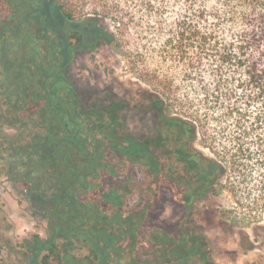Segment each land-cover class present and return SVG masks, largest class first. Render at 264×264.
Instances as JSON below:
<instances>
[{
    "label": "trees",
    "instance_id": "obj_1",
    "mask_svg": "<svg viewBox=\"0 0 264 264\" xmlns=\"http://www.w3.org/2000/svg\"><path fill=\"white\" fill-rule=\"evenodd\" d=\"M91 2L75 18L64 0H0V174L46 221L18 244L26 264H215L203 235L175 236L151 210L168 189L185 206L227 189L246 194L247 225L262 220L264 0ZM130 28L170 141L164 168L159 137L138 139L120 104L69 74L78 52L120 51Z\"/></svg>",
    "mask_w": 264,
    "mask_h": 264
},
{
    "label": "rangeland",
    "instance_id": "obj_2",
    "mask_svg": "<svg viewBox=\"0 0 264 264\" xmlns=\"http://www.w3.org/2000/svg\"><path fill=\"white\" fill-rule=\"evenodd\" d=\"M89 3L91 0H64L75 18L91 15ZM103 22L114 30V21ZM124 39L120 51L102 44L95 50L78 52L69 74L89 98L101 94L104 102L120 104L118 112L129 132L151 136L159 127L161 108L150 94L154 89L151 83L137 75L134 29L130 28ZM24 194L20 183L0 174V264H26L18 244L31 234L46 236L45 219L32 209ZM180 198L169 189L165 191L151 210V221L175 236L181 230L203 235L215 264H264V210L260 222L247 225L250 213L246 194L235 195L227 189L217 194L212 190L189 200L187 206ZM195 264L202 263L197 259Z\"/></svg>",
    "mask_w": 264,
    "mask_h": 264
},
{
    "label": "flooded vegetation",
    "instance_id": "obj_3",
    "mask_svg": "<svg viewBox=\"0 0 264 264\" xmlns=\"http://www.w3.org/2000/svg\"><path fill=\"white\" fill-rule=\"evenodd\" d=\"M120 106H119V108H120ZM122 122L123 121L121 119V124H122ZM159 129H161V126L157 127V130L155 129V132H153V134L150 136V138H152L154 140L156 137H159L162 141H161L160 144H156V143L153 144L150 149H151V151L153 153L152 162L154 164H158L159 167H161V168L163 167L164 168V165H166L170 161V158H171L169 152L166 154V149L170 150V143H169L170 141L166 140L168 134H163ZM135 135H136V137L138 139H140V138L144 139V138L149 136V135L148 136H146V135L142 136L140 134H135ZM180 148L182 150H184V148H185L184 144L183 145L180 144ZM180 157L181 156L175 157L174 161L178 162L179 159L182 158V157L181 158Z\"/></svg>",
    "mask_w": 264,
    "mask_h": 264
}]
</instances>
